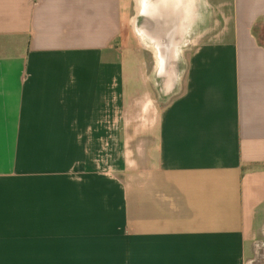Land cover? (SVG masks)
Returning <instances> with one entry per match:
<instances>
[{"label":"crops","instance_id":"1","mask_svg":"<svg viewBox=\"0 0 264 264\" xmlns=\"http://www.w3.org/2000/svg\"><path fill=\"white\" fill-rule=\"evenodd\" d=\"M130 26L179 59L160 114ZM263 226L264 0H0V264H245Z\"/></svg>","mask_w":264,"mask_h":264},{"label":"rangeland","instance_id":"2","mask_svg":"<svg viewBox=\"0 0 264 264\" xmlns=\"http://www.w3.org/2000/svg\"><path fill=\"white\" fill-rule=\"evenodd\" d=\"M137 26H140L141 20H137ZM141 29V27H139ZM134 27L133 31H131V26L129 29H125L126 31H129L128 34L133 33L130 35V37L125 36V42L124 44L127 45L128 48H134L135 50H139L145 54L148 58L144 60H138L136 62V66H140L143 68H147L148 70L157 69L155 79L156 81H153L157 87H158V101H157V109L158 114L162 112L164 107L167 105V103L170 101L172 96L174 95V88L172 86L173 84V73L174 71H178L180 68L179 65V59L172 60V59H166V60H158L153 59L152 53H150L149 49L154 52V46L151 45H145L142 43L141 38L138 37L137 30ZM125 32V31H124ZM126 34V32H125ZM139 41V42H138ZM121 43H119V47L121 48L122 56L118 59V66L121 67L123 72H127L129 70H132L134 67V62L131 60V54L128 53L126 55V51L124 46ZM178 48V46L176 45ZM180 52V51H178ZM155 53V52H154ZM156 56V55H155ZM162 70V74H159V70ZM251 249L247 252V261L245 264H264V226L259 232H255V234L252 236V244L250 245Z\"/></svg>","mask_w":264,"mask_h":264}]
</instances>
